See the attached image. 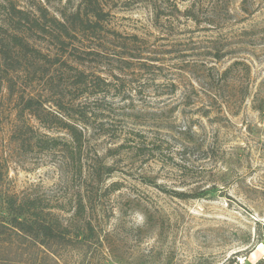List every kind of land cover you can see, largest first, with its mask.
Returning a JSON list of instances; mask_svg holds the SVG:
<instances>
[{"label":"rangeland","instance_id":"obj_1","mask_svg":"<svg viewBox=\"0 0 264 264\" xmlns=\"http://www.w3.org/2000/svg\"><path fill=\"white\" fill-rule=\"evenodd\" d=\"M98 1V31L59 43L37 9L49 21L78 0H0L20 63L0 70V204L37 199L67 228L45 249L0 227V264H264V0ZM27 99L44 125L86 104L81 172L35 143L70 138Z\"/></svg>","mask_w":264,"mask_h":264},{"label":"trees","instance_id":"obj_2","mask_svg":"<svg viewBox=\"0 0 264 264\" xmlns=\"http://www.w3.org/2000/svg\"><path fill=\"white\" fill-rule=\"evenodd\" d=\"M78 5L76 9L70 11L69 13H60L59 16H51L49 21L47 20V11L44 8H38L37 13L39 14L37 18L33 20V24L41 33H56V42H62L63 38H71L72 36L81 35H91L98 31L100 25L105 21L108 13H105L102 9L98 0H78ZM18 14L25 16L23 11H18ZM184 16L191 17L190 13H185ZM28 22V19H23ZM48 22V23H47ZM51 29V30H49ZM51 31V32H50ZM4 42L0 39V70L1 66L5 70V75L8 71L12 72L18 71L20 66L19 61H17L13 56V51L11 49H3ZM13 48H16L20 53L31 54L32 58H38L39 52L29 48V45L25 43L22 37L14 36L12 37ZM13 50V49H12ZM16 54V53H15ZM15 61L17 66H14ZM78 83L81 87L88 91L89 87H94L93 81H90L89 77L86 75H78ZM99 80V78H97ZM0 84H1V72H0ZM98 87V85H95ZM42 104L35 103L32 99H27L23 101L22 112H28L32 114L44 128L47 130H64L70 138V143H64L62 140L43 135L44 140H46V145L42 139H35V143L38 146L43 145V149L51 150L61 148L66 153H68L69 158L72 162H76L79 165L78 172L82 171L81 164V152L83 151L84 135L81 130H79L75 124V121L87 127L89 124L88 113L84 111L86 104L81 105L79 111L76 113L77 119H74L73 115H67L69 119H57L53 116L55 125H44L42 119L40 118V110L42 109ZM77 159V161H76ZM179 199H185V195H179ZM84 213V204L81 200L77 202V210L75 215L82 218ZM0 227L10 229L12 231H17L21 235L27 236L35 241L40 246L45 249L50 248L51 244L62 243L65 240V235L62 233L63 230L67 229L62 227L57 218L54 217L52 213L47 211L37 199L34 198H19L16 196H6L2 199L0 204ZM89 231L92 234V229L88 225Z\"/></svg>","mask_w":264,"mask_h":264},{"label":"crops","instance_id":"obj_3","mask_svg":"<svg viewBox=\"0 0 264 264\" xmlns=\"http://www.w3.org/2000/svg\"><path fill=\"white\" fill-rule=\"evenodd\" d=\"M260 248H261V247H259V248H257L256 250L253 251L252 256H253L254 260L257 259V256H258V250H259Z\"/></svg>","mask_w":264,"mask_h":264}]
</instances>
